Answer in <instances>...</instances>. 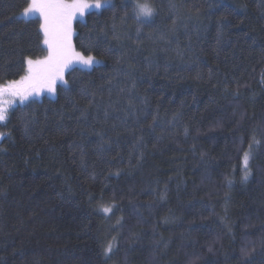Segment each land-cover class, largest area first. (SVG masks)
<instances>
[{"label":"trees","instance_id":"16d2710c","mask_svg":"<svg viewBox=\"0 0 264 264\" xmlns=\"http://www.w3.org/2000/svg\"><path fill=\"white\" fill-rule=\"evenodd\" d=\"M136 2L74 21L101 63L0 123V264H264V0ZM27 3L0 83L46 55Z\"/></svg>","mask_w":264,"mask_h":264},{"label":"snow or ice","instance_id":"6c2138e0","mask_svg":"<svg viewBox=\"0 0 264 264\" xmlns=\"http://www.w3.org/2000/svg\"><path fill=\"white\" fill-rule=\"evenodd\" d=\"M111 6V0H28L23 9L25 17L38 15L40 19V31L43 33L42 43L46 47V55L41 58L32 59L25 57V74L18 80H6L0 83V123L8 119L9 108L18 99L21 104L30 97H38L42 92L55 95L57 83L68 88L66 72L80 69H91L100 64L93 55L77 51L73 44L75 35L73 22L83 18L90 9H101ZM137 20L151 18L154 9L147 3L134 5ZM2 135V134H0ZM258 143V141H256ZM249 154L245 153L243 166L245 168L244 180H247ZM109 212V208L104 209ZM113 250L111 243L104 249L107 256ZM244 256L250 255L247 250H242Z\"/></svg>","mask_w":264,"mask_h":264},{"label":"rangeland","instance_id":"374dc122","mask_svg":"<svg viewBox=\"0 0 264 264\" xmlns=\"http://www.w3.org/2000/svg\"><path fill=\"white\" fill-rule=\"evenodd\" d=\"M111 2H112V0H111ZM102 9V8H101ZM101 9H90L89 11H93V10H96V11H99V10H101ZM20 16L22 17V18H24V19H30V18H38L39 19V16L38 15H30V16H27V17H25L24 15H23V12L20 14ZM40 20V19H39ZM74 33H75V31H74ZM45 46V45H44ZM46 48V47H45ZM98 60V59H97ZM100 61V60H99ZM100 63H101V61H100ZM95 66V65H94ZM58 85H62V84H60L59 82L57 83V86ZM55 95H53V94H49L48 92H42L38 97H30L27 101H25L23 104H25V103H27L28 101H30V100H34V99H36V100H39V99H41L42 97H49V98H53ZM23 104H21L20 102H19V100L17 99L15 102H14V104L9 108V111L11 110V109H13L15 106H20V105H23ZM243 162H244V160H243Z\"/></svg>","mask_w":264,"mask_h":264}]
</instances>
